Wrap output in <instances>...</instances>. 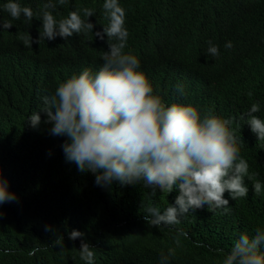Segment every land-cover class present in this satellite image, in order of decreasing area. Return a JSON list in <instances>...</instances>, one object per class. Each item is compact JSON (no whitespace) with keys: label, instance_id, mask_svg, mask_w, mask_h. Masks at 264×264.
<instances>
[{"label":"clouds","instance_id":"obj_1","mask_svg":"<svg viewBox=\"0 0 264 264\" xmlns=\"http://www.w3.org/2000/svg\"><path fill=\"white\" fill-rule=\"evenodd\" d=\"M69 3L46 0L39 11L21 0L0 4V40H6L0 45V75L12 83L17 79L39 94L42 101L35 111L45 113L51 135L67 137L62 144L65 160L75 163L80 172L94 174L99 187L114 181L122 186L142 182L153 195L157 189L167 194L178 190L174 202L163 210L155 205L145 207L143 219L149 227L175 228L182 217L205 206L228 213L231 209L225 192L232 200L247 198L245 178L253 179L256 174H250L249 163L241 155L243 141L232 126L234 118L200 109L219 103L223 111L231 112L247 101L248 81L233 71V43L224 39L225 27L206 35L192 30L186 40L149 37L144 49L129 32L120 0H102L106 19L99 26L88 19L95 15L89 7L69 11L58 19L54 14L57 5ZM35 17L42 21L39 36L33 38L27 32L16 39L20 24L31 23ZM253 27L257 41L264 43V20ZM5 31L8 36H2ZM171 41L176 46L198 47L214 63L215 75L203 76L197 69L202 64L198 60L181 61L167 86L170 98L157 93L162 82L153 79L158 73L152 57L172 47ZM51 42L56 46L48 44ZM40 45L50 47L43 50ZM51 71L67 75L54 93L48 94ZM260 111V103L255 102L239 119L257 141L264 142V119L255 115ZM27 121L37 127L41 116L34 112ZM252 190L257 196L264 194V181L255 179ZM17 200L0 170V206ZM51 230L45 226V231ZM175 230L179 245V237L187 234ZM84 236L75 229L68 233L69 240H80V259L95 264L96 253ZM56 245L64 247L62 237L56 239ZM10 251L6 249L4 254ZM39 251L33 247L28 255ZM214 252L221 257L220 264H264V227H257L252 235L242 232L230 250L217 248ZM175 255L173 248L161 251L158 264H172Z\"/></svg>","mask_w":264,"mask_h":264},{"label":"trees","instance_id":"obj_2","mask_svg":"<svg viewBox=\"0 0 264 264\" xmlns=\"http://www.w3.org/2000/svg\"><path fill=\"white\" fill-rule=\"evenodd\" d=\"M21 1L34 11H39L46 2ZM120 3L126 9L130 34L138 37L144 49L149 37L164 35L186 40V34L192 30L206 35L225 27L224 39L233 43L230 49L233 71L248 81L252 95L248 93L246 104L236 111H223L219 103L211 109L200 104V109L234 118L232 126L243 141L241 155L249 163L250 174H256L253 179L245 178L248 196L232 200L225 192L231 209L228 213L214 212L205 206L182 217L175 228L149 227L143 219L145 207L155 205L163 210L174 202L178 190L167 194L157 189L153 195L142 182L122 186L114 181L108 187L97 186L94 174L80 172L75 163L65 160L62 144L67 137L51 135L45 113L35 111L42 101L39 94L17 79L13 83L4 81L1 74L0 170L18 200L0 206L4 213L0 217V264H85L79 256L80 240L68 239V233L74 229L85 233L83 239L96 253L95 264H158L160 252L169 248L176 252L172 264H220L221 257L214 249L230 250L240 233L252 235L257 227H264V194L257 196L252 190L255 179L264 181V142L257 141L245 121L239 119L255 102L261 105V111L255 115L264 119V43L257 41L253 30L264 20V0H120ZM84 7L95 10V15L88 19L96 26L106 19L102 0H70L67 5H57L54 14L59 19ZM20 28L16 39L27 32L37 38L42 21L35 17L31 23L20 24ZM4 35L8 36L7 31ZM5 41L1 39L0 45ZM170 43L173 48L152 57L158 73L153 79L160 78L162 82L159 95L163 97L165 93L171 98L167 86L180 62L187 58L202 62L197 69L203 76L215 75L214 63L198 47ZM48 44L56 46L55 42ZM66 75L62 71L50 72L48 94L54 93ZM34 112L41 116L37 127L27 121ZM45 226L52 230L45 231ZM175 229L187 234L179 237V245ZM58 237L63 238V248L56 245ZM33 247H39L40 251L29 256ZM6 249L11 250L7 255Z\"/></svg>","mask_w":264,"mask_h":264}]
</instances>
